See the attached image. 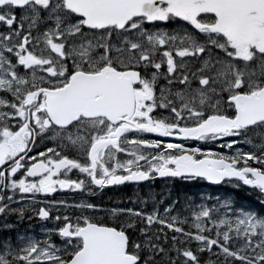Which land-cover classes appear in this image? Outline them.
<instances>
[{"label": "snow or ice", "instance_id": "1", "mask_svg": "<svg viewBox=\"0 0 264 264\" xmlns=\"http://www.w3.org/2000/svg\"><path fill=\"white\" fill-rule=\"evenodd\" d=\"M157 178L255 200L86 198ZM0 216V264H264V0H0Z\"/></svg>", "mask_w": 264, "mask_h": 264}, {"label": "flooded vegetation", "instance_id": "2", "mask_svg": "<svg viewBox=\"0 0 264 264\" xmlns=\"http://www.w3.org/2000/svg\"><path fill=\"white\" fill-rule=\"evenodd\" d=\"M163 83V81H161ZM168 139V138H165ZM224 151H227L226 149ZM228 184H224L223 186H227ZM241 189V188H240ZM149 190H151L152 193L156 194L157 199L163 195L166 197L164 204L161 205L160 210L163 212V208L167 206L168 204H171L173 200H179V202L176 205L177 209H182L185 205V202L191 198L195 201V203H200V196L202 194L207 195L211 194V187L203 181H196L192 183H187L184 181H181L179 179H170V178H157L154 181L149 182H143L140 186H134V185H127V186H118V187H111L103 190L102 192L98 191L96 195L94 196H87L86 198L96 204H100L106 208H112V207H135L139 208L141 207L140 204H131L128 203L129 199L135 200L137 196H139L142 199H146L149 194ZM81 195L79 193H71V192H65V193H56V199H66L69 203H72L74 201H79L81 199ZM254 195V194H253ZM255 196V195H254ZM121 201H124V203H121ZM16 205H14L15 207ZM148 210H151V204L148 206ZM56 213L53 212V215ZM104 219H106L109 223H112V219L107 216H103ZM3 219L2 216H0V220ZM34 220V221H33ZM33 220L31 222V226H33L36 222L37 223H43L33 217ZM15 221L14 219H11L12 223ZM29 223V222H28ZM47 223L51 224L53 226V221H48ZM30 224V223H29ZM33 224V225H32ZM2 225L0 224V229ZM6 233L3 230H0V235ZM53 239L59 243L58 237H53Z\"/></svg>", "mask_w": 264, "mask_h": 264}, {"label": "rangeland", "instance_id": "3", "mask_svg": "<svg viewBox=\"0 0 264 264\" xmlns=\"http://www.w3.org/2000/svg\"><path fill=\"white\" fill-rule=\"evenodd\" d=\"M250 195H253V194H250ZM250 195H245V196L248 197ZM221 199H224V198H221ZM8 218H9V219H7L8 222H11V219L15 218V221L12 222V223L16 224V228L13 231H11V232L5 230L3 228V224L5 222V218L3 217V219L0 220V224L2 225L0 230L5 231L6 233L1 234L0 235V239H4V238H7L8 236H11L12 238L14 237L12 240H13V243H15L16 242V236H17L18 233L22 234V235H30V236H33V237L38 238V239H43L44 238V234L41 231L42 223H37L36 222L33 226H30V224H28V222H30L31 220H29L27 218V216L25 217V219L22 222H17V217L16 216H10ZM34 227H36V229ZM47 227L51 228L52 226H51V224L47 223ZM13 233H15V234H13Z\"/></svg>", "mask_w": 264, "mask_h": 264}, {"label": "trees", "instance_id": "4", "mask_svg": "<svg viewBox=\"0 0 264 264\" xmlns=\"http://www.w3.org/2000/svg\"><path fill=\"white\" fill-rule=\"evenodd\" d=\"M223 192H220L219 195L223 196V197H230L232 200H234L237 204V206L239 205H248L249 203L253 202L254 199L252 197H247L245 198V196L238 192L237 190H230L228 187L223 188L222 189ZM212 191H214L212 189Z\"/></svg>", "mask_w": 264, "mask_h": 264}, {"label": "bare ground", "instance_id": "5", "mask_svg": "<svg viewBox=\"0 0 264 264\" xmlns=\"http://www.w3.org/2000/svg\"><path fill=\"white\" fill-rule=\"evenodd\" d=\"M31 221H32V219H31ZM33 221H34V220H33ZM25 223H26V222H25ZM29 223H30V226H31V222H29ZM29 223H28V224H29ZM32 225H33V224H32ZM34 228L36 229V227H34ZM17 230H18V229H17ZM31 230H32V229H31ZM33 230H34V229H33ZM13 234H15V233H13ZM8 237H9V236H8ZM13 238H14V237H13ZM13 238H12V239H13Z\"/></svg>", "mask_w": 264, "mask_h": 264}, {"label": "water", "instance_id": "6", "mask_svg": "<svg viewBox=\"0 0 264 264\" xmlns=\"http://www.w3.org/2000/svg\"><path fill=\"white\" fill-rule=\"evenodd\" d=\"M210 186H211V187H219V186H221V185H218V186H217V185H210Z\"/></svg>", "mask_w": 264, "mask_h": 264}]
</instances>
